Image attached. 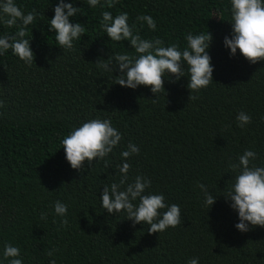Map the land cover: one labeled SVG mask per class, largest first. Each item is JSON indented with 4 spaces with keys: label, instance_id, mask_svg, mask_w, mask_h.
I'll list each match as a JSON object with an SVG mask.
<instances>
[{
    "label": "trees",
    "instance_id": "1",
    "mask_svg": "<svg viewBox=\"0 0 264 264\" xmlns=\"http://www.w3.org/2000/svg\"><path fill=\"white\" fill-rule=\"evenodd\" d=\"M14 2L25 14L35 9L25 37L34 61L27 65L11 50L0 55V264H8L5 244L19 247L23 264H187L192 258L198 264H264V227L239 231L238 213L224 196L236 175L229 165L245 150L256 152L252 163L264 166V61L250 64L239 50L230 57L224 47L232 30L230 0H118L113 7L101 0L104 6L95 8L87 0H65L80 8L71 22L86 29L70 50L49 31L58 0ZM104 11L113 17L127 12L141 38L181 50L189 33L210 32L213 82L189 100L186 68L178 81L166 73L165 93L155 103L149 87L114 83L120 73L95 62L136 53L127 40L107 37ZM138 15H150L156 29ZM3 21L0 12V36L18 30ZM240 111L252 118L243 128L236 121ZM93 118L111 120L122 139L104 160L77 171L60 141ZM129 142L140 152L125 161L121 152ZM124 162L131 165L129 183L142 175L151 180L148 192L180 206L179 226L149 233V225H133L126 212L102 208L103 187L119 183L117 166ZM200 183L216 197L211 207ZM57 200L68 206L67 226L54 213Z\"/></svg>",
    "mask_w": 264,
    "mask_h": 264
},
{
    "label": "clouds",
    "instance_id": "2",
    "mask_svg": "<svg viewBox=\"0 0 264 264\" xmlns=\"http://www.w3.org/2000/svg\"><path fill=\"white\" fill-rule=\"evenodd\" d=\"M108 7H113L118 0H106ZM89 7H103L101 0H87ZM231 35L225 36L223 44L230 49V57L239 53L250 63L264 61V0H230ZM0 12L3 13L4 23L8 27H17L12 35L0 36V55L8 50L31 65L34 61V53L30 47V40L26 39L27 26L32 24L36 12L33 9L25 14L14 0H0ZM80 12V8L73 3L58 0L54 7V16L50 19L49 31L54 32V38L60 48L70 50L73 41L81 39L86 29L81 23H73L70 18ZM137 21L146 22L147 26L155 30L156 23L150 15H138ZM127 12H122L115 17L109 11L102 12L101 28L109 39L120 42L127 40L134 49L136 56L127 54H115L107 60L98 59L95 64L98 68L110 72H119L114 83L122 87L136 89L138 86L149 87L155 94V103L159 94L165 93V74L180 80L185 77V68L188 73L187 88L190 91L189 100L197 97L192 93H198L213 82V65L208 49L212 42V35L191 34L186 37L187 46L181 50L176 44L164 46V41L156 39H143L138 33H134L135 25L128 23ZM172 82V78L170 79ZM0 107L4 102L0 101ZM251 116L240 111L236 116L239 127L251 123ZM122 139L120 132L112 126L109 119L93 118L82 122L79 126H73L72 130L64 136L60 143L65 152V158L71 168L83 171L85 162L91 167L93 161L104 160L108 154L119 144ZM140 149L129 142L127 150L121 152V157L127 159L133 154L138 155ZM257 158V153L245 150L238 157L237 163H230L229 167L236 172L231 176V186L224 196L230 202V207L238 213L239 223L235 227L241 232L250 230V225L264 227V166H257L252 161ZM105 161V167H107ZM121 174L119 183L113 182L105 185L100 196L101 206L108 214L127 213V219L136 224H147L149 233H160L169 227L175 228L181 224V209L178 204H167L163 194L148 192L151 180L137 175L132 182H128V172L131 165L128 162L118 165ZM204 193V203L212 206L214 197L206 185H197ZM136 202V203H134ZM56 216L61 217V226H67L68 206L57 200L53 205ZM46 219V214H41ZM56 249L46 252L52 257ZM19 247L5 244L3 258L8 264H23ZM49 264H56L51 259ZM187 264H198V258L188 260Z\"/></svg>",
    "mask_w": 264,
    "mask_h": 264
}]
</instances>
